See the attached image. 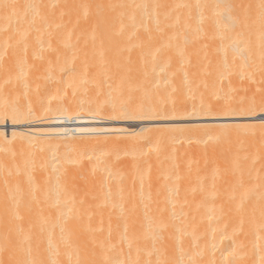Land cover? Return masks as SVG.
<instances>
[{
	"label": "bare ground",
	"instance_id": "bare-ground-1",
	"mask_svg": "<svg viewBox=\"0 0 264 264\" xmlns=\"http://www.w3.org/2000/svg\"><path fill=\"white\" fill-rule=\"evenodd\" d=\"M259 117L264 0H0V264H264Z\"/></svg>",
	"mask_w": 264,
	"mask_h": 264
},
{
	"label": "rangeland",
	"instance_id": "rangeland-1",
	"mask_svg": "<svg viewBox=\"0 0 264 264\" xmlns=\"http://www.w3.org/2000/svg\"><path fill=\"white\" fill-rule=\"evenodd\" d=\"M255 1H256V3L261 7V5H262V0H255ZM259 118H260V119H264V117H259ZM256 122H257V121H256ZM206 123H207V122H206ZM208 123H210V121H209ZM5 130H6L7 132H9V131L11 130V127H10L9 125L6 126V127H5ZM200 155H201V154L199 153V156H198V154H197V156H195V157H196V162L198 161V163H199V162L202 163V162L204 161V162H205V165L207 166V167H205V169H206V168L210 169L211 166L208 165V164H211V163H209V161H207V160H206L207 162H206L205 160H203L204 157H202V156L200 157ZM204 162H203V163H204ZM201 163H200L199 165H201ZM203 163H202V165H203ZM211 165L213 166V164H211ZM209 166H210V167H209ZM203 169H204V167H203ZM205 169H204V170H205ZM206 171H208V170H206Z\"/></svg>",
	"mask_w": 264,
	"mask_h": 264
}]
</instances>
